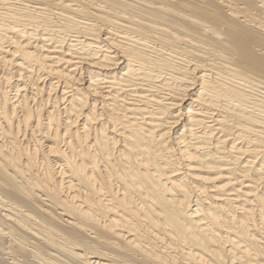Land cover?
I'll list each match as a JSON object with an SVG mask.
<instances>
[{
  "label": "bare ground",
  "instance_id": "6f19581e",
  "mask_svg": "<svg viewBox=\"0 0 264 264\" xmlns=\"http://www.w3.org/2000/svg\"><path fill=\"white\" fill-rule=\"evenodd\" d=\"M0 264H264V0H0Z\"/></svg>",
  "mask_w": 264,
  "mask_h": 264
}]
</instances>
